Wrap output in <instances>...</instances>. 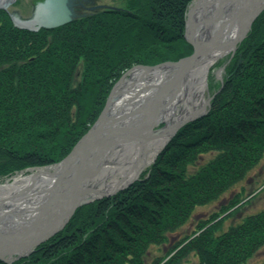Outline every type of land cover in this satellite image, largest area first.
Listing matches in <instances>:
<instances>
[{
    "label": "trees",
    "instance_id": "1",
    "mask_svg": "<svg viewBox=\"0 0 264 264\" xmlns=\"http://www.w3.org/2000/svg\"><path fill=\"white\" fill-rule=\"evenodd\" d=\"M119 1L36 31L0 9V144L16 148L0 161V178L60 162L129 68L192 53L184 32L193 0ZM237 45L215 63L225 67L221 80L208 76L207 112L181 126L138 179L80 205L53 237L0 264H183L191 254L197 264H248L264 245V208L223 225L255 191H238L164 255L146 260L195 207L222 197L264 157V10Z\"/></svg>",
    "mask_w": 264,
    "mask_h": 264
},
{
    "label": "water",
    "instance_id": "2",
    "mask_svg": "<svg viewBox=\"0 0 264 264\" xmlns=\"http://www.w3.org/2000/svg\"><path fill=\"white\" fill-rule=\"evenodd\" d=\"M76 1H40L35 5L33 15L24 19L9 9L16 0H0V9H4L10 14L11 21L15 26L24 30L36 31L40 28H54L78 18L80 14L75 9ZM192 3L185 13L184 37L194 47L193 52L177 61H166L156 65L138 64L126 70L114 82L98 118L73 146L72 151L60 162L42 166L62 165L61 172L52 182L38 183L37 178L33 177L17 192L0 195V259L11 260L14 255L22 256L29 253L35 249V246L61 231L74 215L77 207L97 198L117 193L119 189L129 186L130 183L138 179L139 174L108 192L94 190L87 186L100 170L106 153L113 148L117 135L133 139V137L141 135L142 131L157 130L155 127L159 123L155 122L157 114L155 104L151 107L154 114L148 115L142 124L130 123L121 126L117 125L112 118L110 113L112 103L118 95L119 86L126 75L134 71L151 73L166 68L176 69L177 77L161 89L160 95H162L167 92V89L178 83L180 76L188 73L194 67L210 60L217 62L223 57H219V53L224 50H228V53L232 55L238 47L237 44L247 36L252 22L264 10V0H216L214 10L207 17L194 20ZM234 26H238L239 36L230 45L225 41L224 36ZM223 69L224 65H221L217 70L218 78H221L220 72ZM211 97L208 96L199 108L193 110L188 117L183 118L171 128L170 137L162 144L150 162L155 159L181 126L207 112ZM42 167H31L26 171L30 172L31 169ZM14 176L6 179L3 183L13 181ZM92 194L95 196L90 197Z\"/></svg>",
    "mask_w": 264,
    "mask_h": 264
},
{
    "label": "bare ground",
    "instance_id": "3",
    "mask_svg": "<svg viewBox=\"0 0 264 264\" xmlns=\"http://www.w3.org/2000/svg\"><path fill=\"white\" fill-rule=\"evenodd\" d=\"M216 0H196L193 2V19L207 17L215 8ZM238 26L230 28L224 36L228 44H232L239 36ZM228 50L219 53L224 56ZM215 61L210 60L178 78V83L167 92L161 94V89L177 77L176 69L156 70L151 73L134 71L126 75L118 89L111 107V115L117 125L126 126L130 123L142 124L148 115L154 114L153 104L157 108L155 122L167 123L164 127L153 131H142L133 139L117 135L113 148L106 155L100 170L87 185L92 189L108 192L129 181L139 174L149 164L162 144L170 137L171 128L180 120L188 117L193 110L199 108L205 101L207 90V75ZM151 138H150V137ZM62 165L31 169L27 174L14 176L13 181L0 183V195L17 192L29 183L33 177L38 183H50L61 172ZM95 196L92 194L90 197Z\"/></svg>",
    "mask_w": 264,
    "mask_h": 264
},
{
    "label": "rangeland",
    "instance_id": "4",
    "mask_svg": "<svg viewBox=\"0 0 264 264\" xmlns=\"http://www.w3.org/2000/svg\"><path fill=\"white\" fill-rule=\"evenodd\" d=\"M39 1L42 0H18V3L16 4L17 1L14 2L9 9L11 12L17 13L23 19L30 18L33 15L34 12L33 9L35 8L36 3H38ZM94 3L104 8L110 6H121L122 4V2L119 0H94ZM81 11H83V9ZM228 54L229 53L225 54L224 57H227ZM211 67L212 68L210 69V73H208V75L212 74V75H216L217 77L216 72L219 69V66H215L214 63ZM222 74H223V70L220 72V77H222ZM206 89L207 90L205 91L204 94L205 99L211 94V89H209V78L207 80ZM166 124L167 123L165 122H160L158 126L155 127V129L161 128ZM214 154H215L214 152L204 154L200 158L198 164H202L203 161L212 158ZM149 164L146 165L142 169V171L145 168H147ZM27 173L23 172V174H27ZM7 178L8 177H1L0 183L4 182L5 179ZM238 191H243V195L245 196H248L249 193L255 191L254 194H257V196L251 201H249L247 204H245L242 208H240L236 213L229 216V218L224 222L223 225L224 230H227L228 226L238 223V221L242 220L247 215L251 213H256L260 209L264 208V157L257 165V167L250 172V174L247 176L246 179L237 183L236 186L233 187L232 189L226 191V193L223 194L222 197H220L219 199H217L212 203L205 204L204 206L195 207L196 209L190 220L186 224H184V226H182L180 229H178L174 233L169 234L170 242L162 246L153 245V247H151V249L148 251L146 260L148 262H152L154 258L164 255V253H166V251L176 242H178L180 239L185 237V235L192 233L195 230L200 220H205L212 213L218 211L221 208L220 206L228 203L230 198H232V196L236 194ZM197 260L198 257L194 254H191L190 256H188V258L184 261L183 264H197ZM263 261H264V245L253 257H251V260H249L248 264H261Z\"/></svg>",
    "mask_w": 264,
    "mask_h": 264
},
{
    "label": "flooded vegetation",
    "instance_id": "5",
    "mask_svg": "<svg viewBox=\"0 0 264 264\" xmlns=\"http://www.w3.org/2000/svg\"><path fill=\"white\" fill-rule=\"evenodd\" d=\"M98 4L94 3V0H77L75 9L77 13L83 14L88 16L89 14L97 13L102 10H107V8L104 7H98ZM83 9V11H81ZM80 11V12H79ZM1 143V142H0ZM16 149L12 146L7 147L6 145L0 144V161L5 160L8 157L9 152L12 153V151ZM2 166V165H0Z\"/></svg>",
    "mask_w": 264,
    "mask_h": 264
}]
</instances>
